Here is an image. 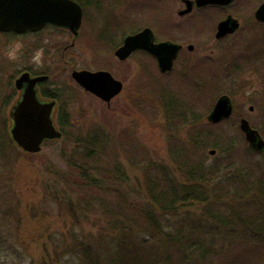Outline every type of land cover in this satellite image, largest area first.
<instances>
[{
    "label": "rangeland",
    "instance_id": "374dc122",
    "mask_svg": "<svg viewBox=\"0 0 264 264\" xmlns=\"http://www.w3.org/2000/svg\"><path fill=\"white\" fill-rule=\"evenodd\" d=\"M237 12L243 28L232 42L245 44L250 39V43H254L253 37L259 28L252 26L256 28L252 34L246 29L249 20L253 19L252 12ZM115 13L119 16L117 10L109 14L113 23L117 21ZM124 17H131V13ZM200 20H203L200 22L202 26L209 23L204 15ZM134 21L135 27L141 26L147 18H134ZM179 21L187 30L199 24L196 15ZM102 23L100 20L93 27L94 31H90L93 41L88 44L82 38L66 59L62 58L63 48L71 43L67 34L48 31L41 36L44 43L52 40L57 46V52L51 56L43 49L40 64L41 70L54 74L50 86L59 97L64 123V128L61 127L68 140L65 137L45 145L41 156H29L11 142L9 125L2 121L7 109L4 111L0 107V264H42L46 244L56 257L53 260L59 261L55 264H227L224 261H228L227 256L234 255L235 250L243 255L242 259L258 254L263 244L253 238L251 241L246 239L247 236L253 237L246 232L254 228L244 219H249L248 216L255 211L264 212V189L258 181L264 180V152L250 148L240 124L241 119H247L264 138V55L256 69L247 68L230 74L226 65L216 62L215 58L212 60L209 48L205 49L202 41L209 39L210 34L204 32L206 36L198 38L197 33L191 31L196 35L191 38L197 46L195 54L183 55L174 71L163 75L147 56L138 54L122 64L114 56V51L110 56L108 46L97 40L101 35L97 31L102 28ZM109 30L112 39L118 42L117 37L123 31L121 25ZM198 41L201 43L197 44ZM15 43L19 42L12 39L11 46ZM259 49L263 50V47L255 48ZM220 52H226V49ZM206 57L215 68L200 64L195 69L196 64ZM68 65L70 68L66 69ZM72 68L107 69L125 82V91L108 108L73 81ZM222 95L232 99L234 115L220 123H211L208 116ZM181 108L187 110V120L179 118L184 115ZM193 110L202 118L195 127L191 122ZM221 123L220 126H212ZM195 130H200V135H214L227 130L224 132L229 136L226 142L230 139L232 146L230 149L226 146L201 147L199 138L194 137ZM213 150L216 152L214 155L210 153ZM95 154L101 159L90 158ZM187 159L204 160L202 162L209 172L211 168L216 170L232 164V171L236 173L240 167L238 163L242 164L239 183L251 189L242 199L233 194V189L229 194L237 201H244V204L234 207V210L243 212L242 219L237 222V232L215 221L207 211L208 203L197 202L182 206L179 215L159 218L164 226L163 234L155 233L144 222L136 223L134 217H124L122 221L121 215L119 230L112 232L109 227L113 221L97 214L94 200L78 199L64 180L67 173L73 172L72 165L92 170L97 165L112 169L115 164L122 163L129 184L136 186L139 193L147 192L151 176L158 174L166 177L183 196V188L196 183L189 177ZM229 172L224 170L225 174ZM207 184L210 186L209 195H213L211 187L217 182ZM152 191L156 192V189ZM63 195H68L70 200L62 198ZM136 201L141 203L142 199ZM185 218L195 221L199 229L193 239L203 240L200 250H181L170 242L169 236L176 234L178 223ZM204 226L210 227L206 234L201 233ZM211 227H218V230ZM256 238L264 242V233ZM58 240L61 247L54 245ZM80 243L86 245L92 257L90 263L77 248ZM119 249L122 256H133L132 262H100L101 256L116 257L114 251ZM187 256H190V261L180 263ZM204 257L212 261H206Z\"/></svg>",
    "mask_w": 264,
    "mask_h": 264
},
{
    "label": "flooded vegetation",
    "instance_id": "af4514ba",
    "mask_svg": "<svg viewBox=\"0 0 264 264\" xmlns=\"http://www.w3.org/2000/svg\"><path fill=\"white\" fill-rule=\"evenodd\" d=\"M14 1L16 2L17 0ZM67 1L77 4V6H79L81 10L82 21L77 31H73L70 28H66L63 26L48 24L45 27L37 30L15 32L4 30V28L8 25V11L10 10L11 0H0V107L3 108L4 111L5 109H7V115H4L2 121L3 123L7 122V125L9 126L12 123V110L18 104V102L22 100L25 89L27 87L25 85L22 89L18 88V79L25 74H28L33 79L46 76V80L41 81L36 85L37 95L44 102H56L54 122L55 124H58H56V127L64 133V130L61 127V123L63 122V120L61 117L60 100L55 89L51 88L50 86L54 74L51 75L52 72H44L43 70H41V64H36L32 60L34 54L39 50L45 49L46 53L50 56L53 55V53L57 52L56 43H54L52 40H47L46 43L42 41L41 36L44 32L49 31L67 34V37L71 39V43L65 45L63 48L62 58L66 59V55H69L70 53L72 54L73 48L81 41L82 38L85 39L88 44H90V41H93L94 37L93 35L90 36V31H94L93 27L96 25V23L102 20L103 23L100 26L102 28L97 31L98 35H101L97 40L98 43L108 46L110 56L112 54V51H114V56L121 64L132 60L138 54L147 56L148 58L152 59L153 64L155 63L154 65H157L159 71L163 75L171 74L174 71L176 64L183 55L195 54L197 46L191 41V38L196 37V35L191 31L196 32L198 38L201 36L205 37L206 35H204V32H207L208 35L210 34L209 39H204L202 43L204 44L205 49L207 47L209 48V54L212 60L213 58H215L216 62L219 61L221 64H225L230 74L240 73L247 68L256 69L257 63L260 62L261 58L264 55V20H259L256 17V13L259 8L264 5V0H232L227 4L215 3L201 7L197 5V0ZM188 2H193V4L191 5V11L188 13H184L190 7ZM71 6L72 8H74V5ZM115 10H117L119 16L115 13L117 21L113 23L111 21L112 19L109 18V14L111 11ZM240 10L245 12H252L253 19L249 20V24L246 27L249 33L252 34L254 32L253 30H255L257 27L259 28L258 34L253 37L255 39L254 43H250V39H248L247 42L244 41L246 42L245 44L243 42H240V44L232 42L235 35H237L243 28V21L240 20L241 17L237 12ZM129 12L131 13V17H124ZM192 15H196L199 24H194L193 26H191L192 28L188 27L187 30L185 29L186 27H184V24H181L179 20ZM203 15L204 19L207 18V20L205 21L209 22L205 26H202L200 23L201 21H203L200 20ZM130 18L133 19L131 20ZM134 18H147V21L143 23V25L135 27ZM231 18L238 22V28L233 32L230 31L219 38L218 33L220 24ZM74 24L75 21L73 22V25ZM120 25L123 31L117 37L119 38V41L117 42L115 41V39H112L113 37H111L112 35L109 29L115 26L119 27ZM254 25L256 26V28H252V26ZM146 29L152 32V39L155 44L168 42L179 46V52L177 58L174 61L173 70L163 72L160 68L157 58L152 53L143 50H135L126 60H120L116 56L117 50L124 45L128 37L137 35ZM12 39L19 42V44L21 45L20 59L15 61L9 59L6 55L7 50L11 47ZM196 43L199 44L201 42L198 41ZM226 43L227 46H224ZM259 46H262L263 50H255V48ZM223 48L226 49V52H220V50ZM221 54L224 55L222 56V58H219ZM220 63L218 64L221 65ZM200 64H209L213 66V64L207 57L199 61L196 64L195 69H198L200 67ZM213 67L215 68V66ZM68 68H70L69 65L66 69ZM75 70L82 69L72 68V73ZM101 70L107 71V69ZM114 77L121 81L124 85L123 91L118 96H116V98H119L124 93L126 84L122 79L117 78L115 75ZM92 96L95 97L99 102L106 104L108 108L111 107L112 102L116 99L114 98L110 104H107L96 96Z\"/></svg>",
    "mask_w": 264,
    "mask_h": 264
},
{
    "label": "trees",
    "instance_id": "16d2710c",
    "mask_svg": "<svg viewBox=\"0 0 264 264\" xmlns=\"http://www.w3.org/2000/svg\"><path fill=\"white\" fill-rule=\"evenodd\" d=\"M196 75L200 77L198 73H196ZM180 111L184 112V115L179 116V118H182V120H187V110L181 108ZM191 112H193V121L191 122L195 127V125L198 124L202 118L197 116L195 113L196 111L193 110ZM220 125H222V123L212 126ZM61 126L64 128L63 122L61 123ZM224 132L226 133L227 130H223L220 133L217 132V134L215 133L214 135H211L210 133H202V135H200V130H197V132L195 130L194 137L195 139L199 138L198 144L201 147L226 146L227 149H230L232 142L230 139L226 142V139L229 136L225 135ZM65 137L68 140L66 132L64 131L63 139ZM10 140L14 144L11 137ZM55 142L56 141L47 142L45 145ZM95 146L99 147V144L95 143ZM39 155L41 156V153L36 155L29 154V156ZM90 158L93 160H98L101 159V156L95 154L90 156ZM202 161L204 160L187 159V166L189 167L190 172L189 177L190 179L196 181V183L185 186L183 188L184 190L182 189L183 196H180L181 193L169 183L166 177L163 178L158 174H153L151 176L148 191H144L143 194L139 193L136 189V186L129 184V177H127V171L122 163L115 164L112 169L97 165L94 166L92 170L72 165L73 172L67 173L64 180L71 187L74 195H77L78 199L85 200L87 198H91L92 201L94 200V207L96 206L97 208V214H100L107 221H113V224L109 227L112 232L119 230V224H121V218L119 215H121L123 217L122 221H124V217H134V221L136 223L140 221L144 222L146 227L151 228L155 231V233L158 232L163 234L164 226L160 223L159 218H164V216L167 215H179L182 206H185L186 204H192L194 202L208 203L207 211L210 216L215 221L221 223L222 225L229 226L234 232H237V222L242 219L243 212L234 210V207L238 204H244V201H237L236 199L229 197V194L233 189V194L242 199L244 198L246 191L251 189L250 187L240 184L241 182L239 183L241 180L239 175L241 174L240 167L242 164L238 163L237 165L240 166L237 167V175L234 170L232 171V164L231 166H227L225 168L217 167L216 170L211 168V171L209 172ZM225 169L231 173L229 172L225 174ZM222 177L225 179H222ZM215 181L217 182V185L211 187L213 195H209L210 186H208L207 182L213 183ZM223 181H227V183H224ZM258 181L261 184L260 187L264 189V180L259 179ZM153 189H156V192L152 191ZM62 198H68L70 200L68 195H63ZM139 198L142 199L141 203L136 201V199ZM248 217L249 219L245 218L244 220H246V222H248V224H250L254 229L250 230L249 228V231L246 233L248 235H253V237L247 236L246 239H248V241L253 239L254 241L259 240L260 243L263 244L262 247L260 246L261 251L258 254H252L250 258L246 257V259H242L241 257L243 255L239 251L235 250V252H233L234 255H228L226 258L228 261H224L227 264H264V242L256 238L258 235H260V233H264V212L258 210L253 212L252 215H249ZM209 228L210 227L204 226L201 233H208L210 230ZM211 229L218 230V227H211ZM176 230V234L170 235L169 237L170 242L176 244V246H179V249L194 250L198 248V250H200V246L204 245L203 240L198 239L199 241H196L193 239L195 234H198L199 230L196 228L195 221H190L188 218H185L178 223ZM253 232L255 233L252 234ZM54 245L61 247V242L58 240L56 243H54ZM77 248L83 254L85 260L90 263L92 257L90 258L86 245L84 243H80ZM57 255L58 253L56 256ZM114 256L116 257H113V259L111 257L105 258L101 256L100 262L130 263L132 262L133 258V256L129 258L128 256H122V254H120V249L118 251H114ZM55 258V255H52L49 252L48 245H44V263L42 264H55L59 262L58 260H53ZM59 258L60 257L57 259ZM190 259V256L184 257L182 260H180V263H186L190 261ZM204 259H206V261H212V259L207 257H204ZM93 262L96 263L97 261L93 260Z\"/></svg>",
    "mask_w": 264,
    "mask_h": 264
},
{
    "label": "water",
    "instance_id": "95a60500",
    "mask_svg": "<svg viewBox=\"0 0 264 264\" xmlns=\"http://www.w3.org/2000/svg\"><path fill=\"white\" fill-rule=\"evenodd\" d=\"M232 0H197L198 6L208 4H227ZM189 8L184 12L191 11L193 2H188ZM71 5H74L72 8ZM7 31L23 32L25 30H37L47 24H55L77 31L82 21V13L77 4L66 0H11ZM259 20H264V5L256 13ZM75 24L73 25V22ZM238 28L236 20L228 19L219 26L218 37ZM3 29V28H2ZM152 32L148 29L130 36L124 45L117 50L116 56L120 60H126L135 50H144L152 53L158 60L163 72L171 71L174 61L179 52V46L172 43L155 44ZM73 78L86 91L91 92L104 102L110 104L112 99L118 96L124 88L121 81L116 79L108 71L75 70ZM47 77L31 78L28 74L23 75L17 81L18 88L27 86L23 98L13 108L11 117L10 135L14 143L23 151L31 154L41 153L43 145L47 141H55L62 138L63 133L56 127L54 112L56 102L42 101L36 91L37 83L46 80ZM234 113L232 99L221 96L216 102L213 111L208 116L211 123H220L231 118ZM240 128L252 149L264 151V139L258 130L254 129L250 122L243 118ZM214 155L215 150L210 152Z\"/></svg>",
    "mask_w": 264,
    "mask_h": 264
},
{
    "label": "clouds",
    "instance_id": "9594fccd",
    "mask_svg": "<svg viewBox=\"0 0 264 264\" xmlns=\"http://www.w3.org/2000/svg\"><path fill=\"white\" fill-rule=\"evenodd\" d=\"M20 51H21V45L19 43L13 44L6 52V55L9 59L15 61L20 59ZM44 55L43 50L37 51L34 56L32 57V60L34 63L39 64L42 62V56Z\"/></svg>",
    "mask_w": 264,
    "mask_h": 264
}]
</instances>
